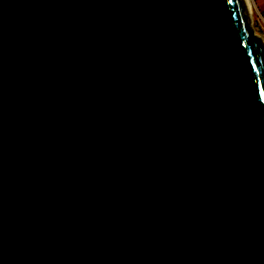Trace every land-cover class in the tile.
Masks as SVG:
<instances>
[{"label":"water","instance_id":"water-1","mask_svg":"<svg viewBox=\"0 0 264 264\" xmlns=\"http://www.w3.org/2000/svg\"><path fill=\"white\" fill-rule=\"evenodd\" d=\"M0 264H264L243 0H0Z\"/></svg>","mask_w":264,"mask_h":264},{"label":"rangeland","instance_id":"rangeland-1","mask_svg":"<svg viewBox=\"0 0 264 264\" xmlns=\"http://www.w3.org/2000/svg\"><path fill=\"white\" fill-rule=\"evenodd\" d=\"M249 4L247 11L249 28L257 38L263 43L264 38V0H246Z\"/></svg>","mask_w":264,"mask_h":264},{"label":"bare ground","instance_id":"bare-ground-1","mask_svg":"<svg viewBox=\"0 0 264 264\" xmlns=\"http://www.w3.org/2000/svg\"><path fill=\"white\" fill-rule=\"evenodd\" d=\"M243 2H244V5H245V8H246V10L248 11V9H249V4L247 3V1L246 0H243ZM260 44H261V46H262V48H263V50H264V43H262L261 41H260Z\"/></svg>","mask_w":264,"mask_h":264},{"label":"built area","instance_id":"built-area-1","mask_svg":"<svg viewBox=\"0 0 264 264\" xmlns=\"http://www.w3.org/2000/svg\"><path fill=\"white\" fill-rule=\"evenodd\" d=\"M263 43H264V38H263Z\"/></svg>","mask_w":264,"mask_h":264},{"label":"snow or ice","instance_id":"snow-or-ice-1","mask_svg":"<svg viewBox=\"0 0 264 264\" xmlns=\"http://www.w3.org/2000/svg\"><path fill=\"white\" fill-rule=\"evenodd\" d=\"M230 2H231V0H230Z\"/></svg>","mask_w":264,"mask_h":264}]
</instances>
